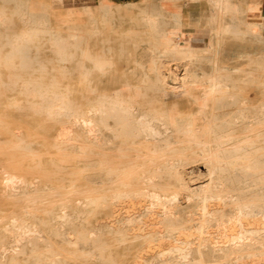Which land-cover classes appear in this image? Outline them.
I'll use <instances>...</instances> for the list:
<instances>
[{"label":"bare ground","instance_id":"bare-ground-1","mask_svg":"<svg viewBox=\"0 0 264 264\" xmlns=\"http://www.w3.org/2000/svg\"><path fill=\"white\" fill-rule=\"evenodd\" d=\"M210 2L220 18L229 16L224 30L233 31L235 22L240 21L237 3ZM99 4L109 10L116 4L128 3L101 0ZM254 11L260 10L249 8L245 14ZM245 14L241 20L245 28L237 29L238 33H252L262 39L264 33H259V27L263 21H246ZM152 16L144 14L143 19L155 29ZM173 19L177 20L175 16ZM93 32L89 28L85 33ZM71 36L78 45L84 33ZM183 36L174 32L164 34L167 41L175 39L171 48L179 52H186L178 43ZM50 44L51 51L64 58L68 41L54 37ZM82 53L91 57L86 47ZM94 62L101 68V59L95 58ZM220 69L200 74L194 69L182 72L177 85L169 84L170 92L180 91L179 98L190 108L187 121L181 120L173 105L140 109L137 97L141 94L137 93L127 97L119 92L100 94L94 101L73 109L61 93L49 94L23 86L22 91L29 98L28 106L59 122L55 139L80 153L91 148L100 152L92 151L91 156L104 155L102 162L92 157L87 159L96 167H104L103 177H92L102 184L104 192L85 191L81 197L87 200L80 202H104L109 208L108 217L102 225L95 224L85 232L71 227L78 216L72 217L62 208L53 233L66 244L79 246L87 243V236L97 240L104 231L116 232L120 241L135 247L132 264H264V137L259 136L260 130L256 136H234L236 126L248 123L247 118H256L253 122L264 126V96L244 103L253 110L238 109L231 113L230 121L216 122L211 108L249 99L244 88L224 71L225 67ZM244 81L261 86L264 95L263 81L250 77ZM34 97L39 100H33ZM245 129L254 130L252 125ZM179 143H184L180 148L192 150L189 158H182L183 153L176 152ZM195 162L202 169L185 167ZM138 170L143 180L141 185L131 180ZM33 196L27 193L22 199ZM27 205L0 226V245L10 252L9 255L0 252V262L13 261L14 253L27 244L30 264H71L66 254L48 242L47 235L39 234L33 221L40 219L32 216L37 209ZM137 237L142 244L139 248ZM39 241L43 244V254L38 251ZM83 255L96 258L92 251Z\"/></svg>","mask_w":264,"mask_h":264},{"label":"rangeland","instance_id":"rangeland-1","mask_svg":"<svg viewBox=\"0 0 264 264\" xmlns=\"http://www.w3.org/2000/svg\"><path fill=\"white\" fill-rule=\"evenodd\" d=\"M100 1L97 7L71 8L69 0H0V226L10 215L19 213L21 206H35L37 211L32 216L40 219L33 221L39 234L47 235L48 242L68 256V263L132 264L135 247L120 241L116 232L104 231L97 240L87 236V243L79 246L66 244L53 233L62 208L70 216H78L71 227L85 232L95 224L102 225L108 217L109 208L104 202H80L87 200L81 197L85 191L104 192L102 184L92 180L96 175L103 177L104 167L87 162L91 157L102 162L104 155L91 156L92 151L100 153L91 148L80 153L71 146L65 147L66 142L55 139L59 122L31 109L23 86L44 93L49 91V94L61 93L73 109L94 101L100 94L119 92L127 97L137 93L141 94L137 97L140 109H162L173 105L174 112L182 121H187L190 108L179 98L180 91L170 92L169 84L176 82L177 85L182 72L193 69L198 74L216 72L222 66L249 98L245 102L239 100L211 108L213 120L230 121L231 113L238 109L253 110L244 103L264 96L261 86L244 81L250 77L264 82V37L258 39L252 33L237 31L245 28L241 21L245 11L264 9V0H233L238 5L240 19L235 22L233 31L224 30L229 16L220 18L210 0H206L207 10L214 12L207 13L204 24L210 46L200 53L172 50L175 39L167 41L164 34L173 33L179 23L171 16L170 22H161L167 15L161 8L135 13L133 7H124L127 4H116L105 10ZM128 4L132 6L133 2ZM144 14L153 15L155 29L147 25ZM38 22H42L41 25ZM89 28L94 32L86 35ZM79 32L84 33V37L77 45L71 34ZM54 37L68 41L64 58H58L51 51L50 41ZM84 47L91 57L83 55ZM95 58L101 59V68L95 66ZM163 92L166 93L164 97L161 96ZM254 120L256 118H247L249 124L237 125L234 136H256L260 130L259 136L264 137V126ZM248 125L254 130L245 129ZM183 145L179 143L176 152L183 153L182 158H189L192 150L180 148ZM129 152L133 153L132 148ZM68 153L71 155H66ZM185 167L202 169L196 162ZM131 178L132 183L143 184L139 170ZM27 193H32L33 198L22 199ZM135 241L139 248L140 238ZM7 249L0 245V252L9 255ZM38 251L44 252L41 241ZM91 251L96 255L93 260L83 255ZM28 255L29 245L25 244L14 253L13 261L4 260L0 264H30Z\"/></svg>","mask_w":264,"mask_h":264},{"label":"crops","instance_id":"crops-1","mask_svg":"<svg viewBox=\"0 0 264 264\" xmlns=\"http://www.w3.org/2000/svg\"><path fill=\"white\" fill-rule=\"evenodd\" d=\"M71 8H91L97 7L99 0H69ZM118 2H133V5H125V8L133 7V12H154L161 8L167 15L163 17L161 22H170V16L177 18L178 26L174 33H182L183 39L179 40V45L183 47L184 51L191 53H200L203 49L209 46V38L206 35V19L208 12L214 10H207L209 7L206 0H115ZM260 11L247 12L245 20L249 22H262L263 26L259 27V33H264V9L259 8ZM171 14V15H169ZM190 39V40H189ZM188 40V41H187ZM184 43V44H183ZM189 45V46H188Z\"/></svg>","mask_w":264,"mask_h":264}]
</instances>
